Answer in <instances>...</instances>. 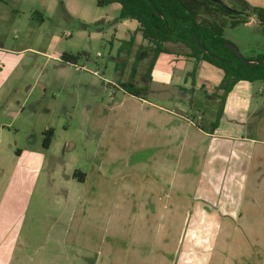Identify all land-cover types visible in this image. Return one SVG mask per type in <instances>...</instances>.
Wrapping results in <instances>:
<instances>
[{"label": "crops", "instance_id": "obj_1", "mask_svg": "<svg viewBox=\"0 0 264 264\" xmlns=\"http://www.w3.org/2000/svg\"><path fill=\"white\" fill-rule=\"evenodd\" d=\"M247 1L264 7V0ZM112 5L119 14L121 4ZM253 23L260 26L255 15L240 24ZM116 24L120 45L133 34V52L147 44L136 19ZM166 48L150 81L137 68L145 94L115 82L120 95L99 111L84 171L67 157L75 143L62 152L53 138L47 148L35 136L16 139L24 110L10 103V92L20 50L0 44V264H264V87L252 133L246 124L255 110L231 111L246 80L228 94L212 130L224 71L187 56L182 44Z\"/></svg>", "mask_w": 264, "mask_h": 264}, {"label": "rangeland", "instance_id": "obj_2", "mask_svg": "<svg viewBox=\"0 0 264 264\" xmlns=\"http://www.w3.org/2000/svg\"><path fill=\"white\" fill-rule=\"evenodd\" d=\"M115 6L100 7L96 0H0V44L20 50V63L12 77L17 85L10 92V103L24 110L13 127L20 129L16 139L27 143L35 136L40 145L44 132L52 128L54 148L63 152L66 143H75V149L66 151L67 157L75 156L79 169L84 171L90 164L84 149L92 148L97 141L94 129L99 111L104 109L103 104L120 95L114 84L130 78L134 61L135 52L129 59L126 53L118 52ZM212 18L226 19L218 12ZM229 24L228 20L224 37L236 44L244 56L264 51V32L260 26ZM64 53L78 58L73 63L64 61ZM121 63H126L124 69ZM148 64L149 61L139 63V70L144 73ZM77 65H85L87 69H78ZM207 68L213 74L221 72L209 63ZM262 86L261 81H242L231 97L232 113L255 110L257 95L262 97L258 91ZM242 92L248 95L247 100L242 98ZM202 96L204 105H216ZM196 102L199 103L198 97ZM260 112L256 109L247 119L246 132L252 133ZM4 118L10 120L5 115ZM62 182L76 191V183L64 179Z\"/></svg>", "mask_w": 264, "mask_h": 264}, {"label": "trees", "instance_id": "obj_3", "mask_svg": "<svg viewBox=\"0 0 264 264\" xmlns=\"http://www.w3.org/2000/svg\"><path fill=\"white\" fill-rule=\"evenodd\" d=\"M97 5L104 7L112 3H120L121 8L115 21L136 19L139 23L137 32L147 40L146 45H140L135 54L130 78L120 82V86L136 96H142L148 91L146 86L136 85L139 63L149 59L145 73L151 80V72L161 53L167 52L166 43L182 44L188 48L187 56L199 61H207L224 71L222 81L216 86L214 95L221 98L212 130L219 123L224 112L228 94L236 83L241 80L264 83V53L256 58L237 55L226 43L231 42L224 37V30L229 25L244 23L252 15L258 19L264 32V7L254 6L247 0H96ZM214 12L223 14L226 19L221 21L212 18ZM136 44L135 34L128 40H123L118 52L131 55ZM78 55L64 53L62 60L75 62ZM244 59L249 60L244 63ZM124 69L125 63L120 64ZM197 68L190 75L195 78ZM54 135L52 128L44 132V147H49Z\"/></svg>", "mask_w": 264, "mask_h": 264}, {"label": "water", "instance_id": "obj_4", "mask_svg": "<svg viewBox=\"0 0 264 264\" xmlns=\"http://www.w3.org/2000/svg\"><path fill=\"white\" fill-rule=\"evenodd\" d=\"M226 46L231 48L237 55L241 56L242 52L240 51V49L238 48V46L232 42H228L226 43ZM249 60L244 59V63H248Z\"/></svg>", "mask_w": 264, "mask_h": 264}, {"label": "built area", "instance_id": "obj_5", "mask_svg": "<svg viewBox=\"0 0 264 264\" xmlns=\"http://www.w3.org/2000/svg\"><path fill=\"white\" fill-rule=\"evenodd\" d=\"M77 68H78V69H87V67H86L85 65H83V66H79V65H77ZM95 73H97V72H95Z\"/></svg>", "mask_w": 264, "mask_h": 264}]
</instances>
